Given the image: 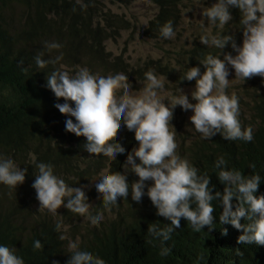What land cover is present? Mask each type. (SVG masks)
<instances>
[{"label": "trees", "instance_id": "obj_1", "mask_svg": "<svg viewBox=\"0 0 264 264\" xmlns=\"http://www.w3.org/2000/svg\"><path fill=\"white\" fill-rule=\"evenodd\" d=\"M120 1L129 4L135 0ZM146 1L151 2L157 12L145 34L153 40H166L160 29L168 21H172L176 34L186 0ZM230 13L236 31L233 33L225 26L215 35H231L239 46L243 39L240 10L230 7ZM130 27H134L130 20L107 10L100 0H80V3L77 0H0V154L13 159L21 169H28L24 183L16 189L0 183V245L15 249L24 264H67L71 255L69 240L77 239L81 250L91 252L105 264H264V246L240 245L237 238L242 232L231 224L220 225V200L211 202L215 209V229L205 226L195 232L189 222L181 219V227L163 244L170 249L165 256L160 255L161 241L153 238L147 228L153 223L163 228L170 222L156 215L147 195L136 203L129 192L126 199L118 198L110 210L104 208L102 196L91 183L109 164L111 171L120 172V164L136 142L134 131L128 130L121 121L113 142L119 143L125 152L117 154L114 161L103 154L90 156L84 147L86 138L65 130V121L71 117L62 115L54 107L65 101L57 99L47 87V76L57 69L74 75L78 67H87L94 75L106 77L124 73L127 80L137 78L145 82V73L154 71L156 75L163 74L176 89H183L195 86V81L182 80L190 67H199L202 74L205 69L201 63L207 55L223 59L224 54L234 52L231 42L217 49L195 40L185 54H178L177 66H161L159 60L134 65L122 56H112L106 49L107 41L129 31ZM52 42L62 47L49 51L45 45ZM41 51L45 60L61 53L63 58L41 69L35 63V56ZM22 68L28 70L25 72ZM238 98V119L242 129L251 126V142L225 140L219 133L210 140L202 139L189 117L182 115L176 124L179 128L185 125V134L178 135L181 140L176 151L198 169V175L210 176L213 194L223 192L224 186L218 180L221 169L215 166L218 158L223 157L226 161L223 170L260 176L254 195L261 196L264 195V79L256 76ZM30 154L35 155L37 163L51 164L54 175L69 186H87L84 191L88 202L95 205L91 213L102 212L104 216L99 225H92L86 217L65 207L59 208L57 215L46 209L39 210V201L31 187L38 169ZM127 179L132 183L138 177L129 172ZM145 183L151 185V181ZM61 220L67 226L66 233L63 229L56 230V223ZM241 222L249 223L246 219ZM222 229L227 230L226 235L222 234ZM62 234L68 239L60 240ZM36 240L41 242L42 249L34 248Z\"/></svg>", "mask_w": 264, "mask_h": 264}, {"label": "clouds", "instance_id": "obj_2", "mask_svg": "<svg viewBox=\"0 0 264 264\" xmlns=\"http://www.w3.org/2000/svg\"><path fill=\"white\" fill-rule=\"evenodd\" d=\"M81 7L86 5L81 4ZM230 7L240 10L242 43L237 46L231 35L200 37L201 44L217 49H223L231 42L236 54L226 53L223 59H219L218 55H207L201 63L205 69L202 74L199 67L188 69L182 80L195 81V88L190 93L195 103H191L183 89L178 88L179 95L173 96L166 105L164 101L168 99L161 92L167 79L154 71L145 73L147 83L138 93L132 90L124 73L105 77L91 74L87 67H78L74 75L57 69L47 76V87L57 99L63 98L65 101L54 107L62 115L75 120L66 119L65 130L86 138L84 147L90 156L103 154L114 161L117 154L125 152L119 143L113 142L121 128V121L128 130L134 131L138 146L127 155L124 173L111 171L109 164L99 173L95 189L108 210L117 204L118 198L126 199L129 192L136 203L147 195L156 209V215L170 222L163 228L154 223L147 228L153 238L161 241L162 256L169 254L170 249L163 244L171 239L170 234L175 229L181 227V219L189 222L195 232H200L205 226L209 230L215 229L213 200L221 201L220 225L231 224L242 232L237 238L238 244L264 246V195H254L261 182L260 176L223 170L226 161L220 157L215 166L221 169L218 180L224 187L222 193L216 191L213 194L210 176L198 175V169L177 154L176 131L170 123L173 109L179 105L185 111L191 110L189 119L202 139L210 140L219 133L225 140L252 141L251 126L242 129L238 119L239 98L235 93L229 96L225 90L230 83L228 65L234 70L235 78L242 81L255 76L264 79V0H216L203 10L202 15L212 24L218 23L223 28L232 20ZM160 33L163 38H174L172 21L166 22ZM45 46L49 51L62 47L56 42ZM43 57L42 51L35 56V63L41 69L58 63L63 54L47 60ZM20 64H23L22 60ZM27 70L22 68V71ZM118 92L121 93L119 96ZM30 155L38 169L31 187L39 201V210L46 209L57 215V210L64 206L72 213L86 217L92 225H99L104 216L102 212L91 213L92 205L84 191L87 186H69L64 179L54 175L51 164L37 163L35 155ZM250 167L254 168L255 165ZM27 171L10 157L0 154V183L3 185L16 189L24 183ZM129 172L138 177L131 184L127 179ZM146 181H151V185L147 186ZM245 219L249 223L241 222ZM61 229L67 232L62 220L56 223V230L59 232ZM222 234L226 235L227 230L222 229ZM59 239L63 241L68 237L62 234ZM34 248L39 250L43 245L36 240ZM68 250L71 255L67 264H105L103 259L91 252L81 250L78 239L69 240ZM0 264H24V261L15 254V249L0 245Z\"/></svg>", "mask_w": 264, "mask_h": 264}, {"label": "rangeland", "instance_id": "obj_3", "mask_svg": "<svg viewBox=\"0 0 264 264\" xmlns=\"http://www.w3.org/2000/svg\"><path fill=\"white\" fill-rule=\"evenodd\" d=\"M100 1L102 2L103 7H105L107 10H110L113 13L124 15L134 25V27H130L129 31L121 32L114 39H110L106 42V49L111 53L112 56H122L125 61H128L134 65H141L151 60H159L161 62V66L165 64H168V66H177V61L179 59L178 54H185L186 51L191 48L195 40L200 42L199 40L201 36L217 35L219 31L225 28V26L232 30L233 33L236 31L232 13H230L232 20H230L223 28H221L218 23L215 25L212 24L202 15L203 10L206 7L212 6L216 0H186V3L182 9L181 24L174 38L166 40H153L147 34H145V29L148 27V23L150 20H152L153 16L157 12L156 7L152 5V3L146 0H135L129 4H124L120 0ZM235 54L236 53L234 51L233 55ZM228 70V79H230V83L229 87L225 90L226 94L230 96L231 94L235 93L237 97H242L245 92V86L249 82H252L256 76L242 81L239 78H235L234 70L230 65H228ZM128 81L132 86V90L137 93L141 91L147 83V81L143 82L137 80V78ZM194 88L195 86L183 88L184 93L189 96L191 103H195V101L191 99L190 95ZM120 94L121 93L119 92L117 93L118 96ZM161 95L167 97L168 101L165 100L164 103L168 105V102H171L173 96L179 95V91L166 80L164 90L161 92ZM182 115H187L190 117L192 112L191 110L185 111L179 105H177L173 109V119L170 121L171 125L176 131L175 140L177 144H179L181 140L178 135H181V133L185 134V125L181 124L179 128L176 124L178 117H181ZM137 146L138 142L136 141L130 149V152ZM126 159H124L120 164V173L122 174L124 173L123 165L125 164ZM98 178L95 179L91 185H95L98 182ZM63 207L64 206H61L60 208ZM94 208L95 205L93 204L90 211H92ZM110 213L111 212L108 211V214Z\"/></svg>", "mask_w": 264, "mask_h": 264}, {"label": "bare ground", "instance_id": "obj_4", "mask_svg": "<svg viewBox=\"0 0 264 264\" xmlns=\"http://www.w3.org/2000/svg\"><path fill=\"white\" fill-rule=\"evenodd\" d=\"M130 146V145H129ZM133 146V145H132ZM132 148V147H131ZM128 180H130V179H128ZM131 184V183H130ZM81 229V228H80ZM81 234V233H80ZM78 235V234H77Z\"/></svg>", "mask_w": 264, "mask_h": 264}]
</instances>
